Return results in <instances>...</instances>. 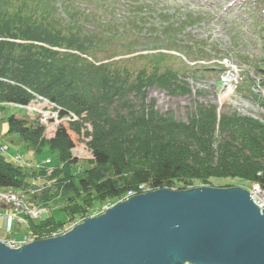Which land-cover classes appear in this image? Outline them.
Masks as SVG:
<instances>
[{
  "label": "trees",
  "instance_id": "obj_1",
  "mask_svg": "<svg viewBox=\"0 0 264 264\" xmlns=\"http://www.w3.org/2000/svg\"><path fill=\"white\" fill-rule=\"evenodd\" d=\"M114 1L0 0V78L10 75V80L60 105L65 109L60 111L61 117L69 111L86 113L96 133L91 144L94 167L88 165L73 174L71 169L78 163L71 156L75 145L69 131L80 137L77 125L64 123L53 140L45 141L44 127L15 116L8 119V135L18 136L36 154L47 153L57 160L47 180L54 182L60 198L71 192L76 196L60 208L69 217L66 222L54 216L32 221L29 228L33 234L45 237L61 230L86 213L114 205L143 185L151 191L190 189L193 184L175 187V182L188 174L200 186L216 176L239 178L264 188L262 124L255 127L258 123L248 118L226 115L218 119L214 109L196 110L201 116L193 115L184 123L155 113L154 103L144 102L148 89L175 93L177 83L185 79L182 74L208 70L187 66L163 69L160 62L166 55L135 51L137 39L132 34L158 13L155 8L159 4L126 5L125 15L120 17ZM173 17L160 13L158 27L149 29L158 38L156 46L159 39L176 44ZM195 22L189 16L178 25ZM109 48L128 51L117 53ZM186 49L189 56L195 55V47ZM105 53L108 58L100 60L98 55ZM134 54L139 55L130 57ZM138 60L150 64L137 69L130 66ZM132 96L141 98V109L135 111ZM30 98L20 87L0 83V103L26 105ZM133 138L123 153L122 144L112 146ZM25 170L0 155V189L21 190L31 185L36 174ZM48 192L40 201L44 206L51 200Z\"/></svg>",
  "mask_w": 264,
  "mask_h": 264
},
{
  "label": "rangeland",
  "instance_id": "obj_2",
  "mask_svg": "<svg viewBox=\"0 0 264 264\" xmlns=\"http://www.w3.org/2000/svg\"><path fill=\"white\" fill-rule=\"evenodd\" d=\"M134 2H141L146 5L147 3L159 4L155 8L158 13L146 20V26L139 28L135 32L136 34H132L136 35L137 39L134 40L137 45L135 51L142 54L155 55L162 53L166 55L160 62L163 69L179 70L186 65L193 66L190 63L194 62L203 69L204 67L209 69V72L203 74L202 72L195 75L182 74L185 79L177 83L178 89L175 90V93H169L157 87L148 89L144 102L147 105L154 103L153 110L155 113L161 116H173L176 121L189 123L188 119H191L193 115L201 116L196 110L214 109L218 119L222 118L223 115L248 118L258 123L256 124L258 126L255 125V127H259L261 124L264 126V0H115L116 13L120 14V17L124 16V6H132ZM160 13H168L171 17L175 15L172 18L175 24L173 29L176 34L175 45L166 43L162 39H159L161 43L157 46L155 44L158 38L150 31L158 27L160 21L157 17ZM189 16L197 22L186 26L178 25L181 20ZM188 22L189 19L185 23ZM122 41L125 42V39L123 38ZM186 47H195V55L189 56ZM109 49L111 52L115 51L117 53L128 51V48L117 51L113 48ZM138 55L134 54L130 57ZM108 56L105 53L98 55V58L106 60ZM149 64V61L138 60L130 66L137 69ZM6 76L11 77L10 75ZM8 77L0 78V83L20 87L31 96L26 105L16 102L0 103V147L8 148L10 154L23 155L24 160L33 164L31 169L25 171H28L29 174H36L32 181H37V186L31 183L22 192L18 190L17 192L22 195L23 198L21 199L23 201L36 208L37 205H43L40 201L43 199V195L49 191L50 199L54 201L51 202L50 200L47 206L41 208L48 210V217L54 216L56 220L66 222L69 217L60 208L68 205V199H74L76 196L74 192H71L60 198L61 195H59L58 188L54 186V182L47 180L53 175L55 166L58 164L57 160L53 155L47 153L36 154L33 150L27 149L18 136L8 135V119L15 116L27 120L30 124L44 127L45 141L53 140L59 130L63 128L64 123L77 125L80 137L69 131L75 145L71 150V156L78 163L71 169L73 174L79 168L87 169L88 165L94 167L91 149V144L94 137H96L94 126L86 113L78 115L71 111L68 112L71 116V119H69L71 122H67V119L58 122L56 116L63 109L60 105L53 103L43 95L22 87ZM130 98L136 107L135 111L141 109V98H135L134 96ZM114 117L115 114H112L111 119ZM68 127L65 128L68 129ZM217 138L220 139L219 133H217ZM133 141L134 138L112 146L117 147L122 144L120 149L123 153ZM214 148L216 149V145ZM45 151H48V147H45ZM0 155L4 154L0 153ZM6 156L7 154L3 157L10 161ZM47 158L53 160L52 165L47 166L45 164ZM62 166L60 169H62ZM188 177H190L189 174L186 178ZM186 178L182 177L179 181L177 180L175 187H185V184H193L192 188L196 186L204 187V185L214 188L250 187L249 183L239 178L215 176L210 178L206 184L201 183V186L193 178ZM139 188L136 192H140ZM145 188L150 190L148 186H145ZM0 191L7 192L8 190L2 189ZM136 192H130L129 194ZM121 200L117 203H120ZM10 207L5 203L4 205L0 203V216L4 218L0 224V239L15 238L21 240L32 232L28 228L29 226H24V223H11L10 215L13 210ZM86 215L87 213L83 217ZM74 222L76 221L72 220L65 227L72 225ZM32 237L36 241L48 239V236L44 237L36 234H33Z\"/></svg>",
  "mask_w": 264,
  "mask_h": 264
},
{
  "label": "water",
  "instance_id": "obj_3",
  "mask_svg": "<svg viewBox=\"0 0 264 264\" xmlns=\"http://www.w3.org/2000/svg\"><path fill=\"white\" fill-rule=\"evenodd\" d=\"M0 264H264V209L242 187L161 189L116 203Z\"/></svg>",
  "mask_w": 264,
  "mask_h": 264
},
{
  "label": "built area",
  "instance_id": "obj_4",
  "mask_svg": "<svg viewBox=\"0 0 264 264\" xmlns=\"http://www.w3.org/2000/svg\"><path fill=\"white\" fill-rule=\"evenodd\" d=\"M56 118H57L58 122H61L64 119H67L68 120L67 122H71V121H69V119H71V116L69 115V113L67 115H64L61 117L60 112H59L57 114ZM0 153H2L4 155L7 154L6 157L12 163H14L18 166H21L22 168H25L27 170L31 169V166L33 165V164H31V162L28 163L27 160H24V156L21 154H10L8 152V148L0 147ZM45 164L47 166H49L51 164L50 159L46 160ZM32 184L37 186V181H33ZM249 184H250V187L246 188V189L249 191L253 202L257 206H261V210H263L264 209V189H263V187L257 183H249ZM4 190H8V191L7 192L0 191V203H2L3 205L5 203V205L11 206L10 208L13 210V213L10 215L11 223H14V222H19L20 224L24 223V226L28 227L30 222L40 221V220L48 217V213H47L48 210L47 209H44V208L36 209L35 206L30 205L26 201H23V199H21V198H23L22 195H20L17 192V190H13V189H4ZM139 190L141 193L128 194L126 197H124L121 200V202H123V201H125V200H127L133 196H136L138 194L147 193V192L151 191V190H146L145 186H141L139 188ZM26 193H28V191H26ZM111 207H112V205H105L101 209H97V210L91 211L90 213H87V215L85 217L77 220L72 225H70L68 227H64L61 230L53 231V232L49 233L47 235L48 239L49 238H57V237H60L64 234L68 233L78 224H81L88 219L99 217L100 215L104 214ZM3 219H4L3 216H0V224H1ZM32 236H33V233L24 237L21 240H18L15 238H5V239H0V242L7 245L11 249H18L24 245H28L30 243L35 242L36 240Z\"/></svg>",
  "mask_w": 264,
  "mask_h": 264
},
{
  "label": "bare ground",
  "instance_id": "obj_5",
  "mask_svg": "<svg viewBox=\"0 0 264 264\" xmlns=\"http://www.w3.org/2000/svg\"><path fill=\"white\" fill-rule=\"evenodd\" d=\"M3 156V155H2ZM205 187V186H204ZM232 188V187H231ZM242 188H244V187H242ZM244 189H246V188H244ZM0 190H2V189H0ZM247 190V189H246ZM18 191H20V192H22L23 191V189H21V190H18ZM42 204V203H41ZM44 205H37L36 206V209H39V208H41V207H43Z\"/></svg>",
  "mask_w": 264,
  "mask_h": 264
}]
</instances>
